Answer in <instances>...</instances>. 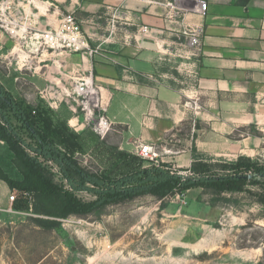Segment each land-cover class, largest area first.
<instances>
[{
  "label": "crops",
  "instance_id": "0c3cea01",
  "mask_svg": "<svg viewBox=\"0 0 264 264\" xmlns=\"http://www.w3.org/2000/svg\"><path fill=\"white\" fill-rule=\"evenodd\" d=\"M52 1L7 0L15 3L21 28H0V53L22 57L25 51L12 37L56 27L54 17L63 9L94 19L95 26L83 32L89 51L63 50L59 59L55 57L62 51L48 54L53 62L47 63L45 83L59 86L48 95L56 110L71 95V79L90 78L112 122L108 137L117 136L128 152L150 144L160 148L163 161L171 159L182 169L191 167L194 148L211 160L264 153V0H207L205 12L181 18L161 0ZM107 15L115 22L111 27H105ZM188 26L201 30L199 47L182 33ZM6 65L8 76L19 69L11 59ZM44 65L30 76L32 83H44L36 76ZM66 117L71 125L78 124L75 117ZM184 124L188 134L176 136ZM79 127L83 135L85 124ZM175 136L181 142L177 147L167 142Z\"/></svg>",
  "mask_w": 264,
  "mask_h": 264
},
{
  "label": "rangeland",
  "instance_id": "374dc122",
  "mask_svg": "<svg viewBox=\"0 0 264 264\" xmlns=\"http://www.w3.org/2000/svg\"><path fill=\"white\" fill-rule=\"evenodd\" d=\"M42 1L46 4L53 2ZM161 1L168 12L181 18L195 12L196 5L202 0ZM15 7V3L11 5L7 0H0V28H21ZM49 13L54 14L53 11ZM69 13L75 16L83 38L85 29L96 24L91 16L80 10L63 9L54 17L59 23L56 27L49 25L46 29L34 30L30 36L12 37L13 44L25 52H21L22 57L18 59L13 58L17 55L15 53H0V78L5 87L26 104H42L51 108L55 121L60 118L67 120L66 115L75 117L78 124L71 125L68 120L67 124L76 132L82 130L79 124H85L86 133L79 139L81 151L76 152L73 158L89 172L119 176L128 171L127 162L135 156L146 167L168 163L172 171L198 177L195 172L179 168L171 159L163 161L159 157L158 161H149L137 153L128 152L121 148L117 136L108 137L110 130L104 137L97 134L94 127L101 110L96 108L90 113L89 108L82 104L85 98L79 97L75 91L83 79H71L75 82H69L71 95L61 101L60 109L56 110V104L49 103L48 95L59 90V86L53 88L45 83L47 63L53 62L48 59V54L62 51L60 57H55L59 59L64 56L63 50L78 51L67 46L51 47L41 34L59 27L63 17ZM83 18L86 20L81 21ZM114 23L111 15H107L105 27ZM23 26L26 27L25 24ZM189 28L191 26L182 33ZM3 50L7 52L8 48ZM84 50L89 51V48L79 52ZM10 59L19 69L12 70L8 76L6 64ZM40 64L45 65L43 70L39 68L36 76L43 77L44 83L36 85L29 78ZM13 73L17 74L16 81ZM58 73L62 75L60 71ZM13 122L18 125L16 120ZM19 131L28 142L34 143L29 133ZM188 132L189 125L184 124L176 136L186 137ZM176 136L173 142L167 141L173 147L181 144L176 141ZM28 151L36 156V153ZM13 156L9 147L0 142V165L9 176L21 179L22 174L13 162ZM244 157L264 165V153ZM38 158L50 170L54 181L64 185L78 199L90 202L96 198L94 192L72 189L54 161H46L41 156ZM236 160H212L215 165L210 175L234 174L237 170L231 164ZM225 162L230 163V167L224 168L222 164ZM239 172L247 176L241 188L219 190L195 186L164 198L146 194L130 201L103 205L84 215L73 213L65 218L36 212L34 198L29 204L23 202L20 205L19 192L0 179V264H264V177L256 173L254 167L241 168ZM13 195L15 199H12ZM46 220L55 223L45 225L43 221Z\"/></svg>",
  "mask_w": 264,
  "mask_h": 264
},
{
  "label": "trees",
  "instance_id": "16d2710c",
  "mask_svg": "<svg viewBox=\"0 0 264 264\" xmlns=\"http://www.w3.org/2000/svg\"><path fill=\"white\" fill-rule=\"evenodd\" d=\"M239 1L242 4L248 2ZM14 120L18 125L14 124ZM19 130L29 133L34 143L28 142ZM80 137L66 121H55L51 109L42 104H26L0 81V140L12 151L13 162L22 174L21 179L13 178L0 165V179L12 190L19 192L20 205L23 202L29 204L31 198H34L33 208L36 212L65 218L73 213L84 215L103 205L130 201L146 194L164 198L186 192L195 186L219 190L241 188L247 179L246 174L239 172L241 168L254 167L256 173L264 177V165L244 156L231 164L237 170L234 174L228 172L210 175L215 164L211 162V158L197 153L195 148L194 160L188 170L195 172L198 177L172 171L168 163L146 167L135 156H132L133 161L127 162L128 171L119 176L89 172L73 158L76 152L81 151ZM28 150L36 153V156ZM38 156L46 161H54L72 189L94 192L96 198L90 202L78 199L64 185L54 181L52 173ZM222 165L224 168L230 167L228 162ZM43 222L45 225L55 223L51 220Z\"/></svg>",
  "mask_w": 264,
  "mask_h": 264
},
{
  "label": "built area",
  "instance_id": "2783aa9c",
  "mask_svg": "<svg viewBox=\"0 0 264 264\" xmlns=\"http://www.w3.org/2000/svg\"><path fill=\"white\" fill-rule=\"evenodd\" d=\"M207 5L208 2L206 0H202L196 5L195 10L198 12H205ZM183 33L188 38V43L191 46L199 47L202 44V35L199 28L191 27L186 29ZM41 36L45 43L49 44L51 47L67 46L72 47L75 51L82 50L86 47L84 38L81 35L80 26L72 13H69L63 17L59 27L53 30H45ZM83 81L84 82H80L79 85L76 86L75 91L79 97L83 96L85 98V100L82 101V104L85 108H89L90 113H93V110L96 108L101 110L97 115L98 121L95 123L94 130L97 134L104 137L109 132V130H111L112 122L105 115L106 108L103 106L98 87L93 83V81L92 85L96 89L97 101L86 104L88 95L84 91L88 85L86 79H83ZM135 153L149 161H158L159 157L161 156L160 151L150 144H139ZM12 199H15L14 195L12 196Z\"/></svg>",
  "mask_w": 264,
  "mask_h": 264
},
{
  "label": "bare ground",
  "instance_id": "6f19581e",
  "mask_svg": "<svg viewBox=\"0 0 264 264\" xmlns=\"http://www.w3.org/2000/svg\"><path fill=\"white\" fill-rule=\"evenodd\" d=\"M86 81L88 85L86 90L84 91L88 95V100L86 104L96 102L97 101L96 89L92 85V80L90 78H87Z\"/></svg>",
  "mask_w": 264,
  "mask_h": 264
}]
</instances>
